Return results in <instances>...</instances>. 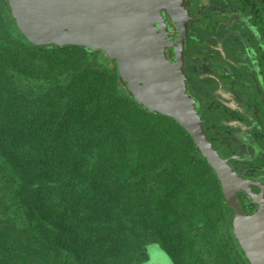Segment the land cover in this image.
I'll use <instances>...</instances> for the list:
<instances>
[{
  "label": "trees",
  "instance_id": "obj_1",
  "mask_svg": "<svg viewBox=\"0 0 264 264\" xmlns=\"http://www.w3.org/2000/svg\"><path fill=\"white\" fill-rule=\"evenodd\" d=\"M191 1L185 3L194 17L187 24L184 59L191 65L190 52L197 45L198 55L207 62L229 66L243 105L244 112L223 105L211 94L210 77L192 69L188 73L189 94L197 99L211 143L222 154L217 133L228 127L224 122L240 120L251 124L256 136L264 135V96L254 86L251 66H234L226 56L208 52L207 31L220 27L219 17L205 16ZM233 1L241 15L224 40L227 53L239 61L244 51L241 54L237 44L246 46L264 85V0ZM0 4L15 32L0 33V264H145L152 247L161 248L173 264H184L196 252L194 240L177 230L185 218L180 201L186 190L185 198L192 202L187 205L188 223L208 214L196 193L197 162L207 166L218 189L234 264H252L234 209L225 202L215 172L188 132L173 118L136 101L106 52L77 45H35L16 26L5 0ZM70 48L81 50L89 61L69 77L61 80L55 69L42 66L46 52ZM167 54L173 58L172 49ZM13 69L42 78L49 86L34 94L19 90L8 73ZM241 140L243 145L228 154L230 165L252 178L256 174L243 173L236 164L245 162L264 172V148L255 139L257 153L244 137ZM187 145L186 157L181 156ZM242 196L252 206L249 211ZM238 198L244 212L256 209L245 191L238 192ZM8 199L15 206L12 213ZM130 205L134 210L128 215Z\"/></svg>",
  "mask_w": 264,
  "mask_h": 264
},
{
  "label": "water",
  "instance_id": "obj_2",
  "mask_svg": "<svg viewBox=\"0 0 264 264\" xmlns=\"http://www.w3.org/2000/svg\"><path fill=\"white\" fill-rule=\"evenodd\" d=\"M5 2L14 23L30 42L103 50L115 60L136 101L151 112L173 118L188 132L215 172L225 202L234 209V221L250 261L264 264V181L241 176L230 165V157L212 145L196 107L197 99L188 92L184 44L187 24L194 16L184 0ZM164 13L175 30L169 28ZM168 49H172L173 58L168 56ZM240 191L256 205L253 212L241 208Z\"/></svg>",
  "mask_w": 264,
  "mask_h": 264
},
{
  "label": "rangeland",
  "instance_id": "obj_3",
  "mask_svg": "<svg viewBox=\"0 0 264 264\" xmlns=\"http://www.w3.org/2000/svg\"><path fill=\"white\" fill-rule=\"evenodd\" d=\"M194 7L199 8L205 14V16L217 15L218 27L217 30H208L210 38L207 39V50L208 52H218L223 57L226 56L227 60L231 62L234 66H244L249 65L254 70L255 73L260 75V68L258 67L255 60H252L251 56L246 52V46L244 49H241L242 44H237L243 58L239 61L229 53H227V46L224 42L227 35L235 27V23L239 20L240 13L234 8L237 4L233 0H192L191 1ZM5 13L2 10L0 4V33L6 36L15 35V32L12 31V27L5 21ZM216 19V18H215ZM198 46L194 45L192 51L190 52L191 60V69L195 72H200L202 77H210L213 81V86L210 89L213 97L220 101L223 105H226L230 108H235L238 111L244 112L243 105L240 103V100L236 98L235 93L230 88V77L232 75V70L226 64H223L219 61L210 60L206 61L205 57H200L198 55ZM44 57L45 64L43 63L44 68H53L55 72H58L61 76V80L70 76L71 73L78 71L86 62L89 61L84 53L75 48L67 49L62 53L59 52H46ZM13 52V60L15 57ZM102 57V56H101ZM37 58V57H36ZM40 60V59H39ZM42 61V60H40ZM102 65H106V61H99ZM188 67L190 65H187ZM215 66V67H214ZM187 69V68H186ZM9 74H13V85L19 90L25 92L38 93L42 89H46L49 85L48 83L36 76L28 77L24 73L16 72L13 69V72L8 71ZM211 81V82H212ZM215 84V85H214ZM258 89L261 95L264 96V87L262 85V78L258 77L257 80ZM257 116L260 118V113L257 112ZM250 122L254 125L256 119L249 116ZM228 127L224 128L222 133H217L220 137L218 145L223 156L229 157L228 154L232 151H236L240 146L243 145L241 137L246 139L245 142H249L253 146L257 144L260 148H264V135L260 138L254 134V130L251 124H245L240 120H231L229 122H224ZM259 127V125H257ZM230 136L229 138H226ZM255 138H254V137ZM259 137V138H258ZM226 138V139H225ZM181 149V156L186 157V149ZM256 152V150H255ZM238 153V152H237ZM236 166L241 172H247L249 174H259L256 168L253 169L249 167L245 162L237 163ZM193 176L198 184L199 190L196 193L200 192L199 201L205 203L206 208L208 209V214L201 221L197 220L195 222L188 223V218L191 214L190 211L187 212V205H191L192 202L190 199L185 198V195L188 193V190L184 193L181 199L180 205L181 208H186L184 213L185 218H182L181 228L178 227V232L188 235L194 240L195 243V253L193 257L189 259L184 264H234L233 252L231 251L226 238L224 235V219L221 212L219 211L220 207V198L216 185L212 181V176L208 171L207 166L202 162H197L194 166ZM162 190H159L161 192ZM243 204L245 209L249 211L252 206L248 199L245 196H242ZM7 205H10V213L13 212L15 206L12 204L11 200L8 199ZM178 208L180 207L178 205ZM192 206H189V208ZM174 208V207H173ZM192 209V208H191ZM134 208L130 205L127 207L128 215ZM197 218V217H196ZM145 218L143 219V221ZM159 247H152L149 249L150 260L146 264H173L169 256ZM168 256V257H167ZM23 264H27L26 262ZM29 264H34L29 263Z\"/></svg>",
  "mask_w": 264,
  "mask_h": 264
},
{
  "label": "flooded vegetation",
  "instance_id": "obj_4",
  "mask_svg": "<svg viewBox=\"0 0 264 264\" xmlns=\"http://www.w3.org/2000/svg\"><path fill=\"white\" fill-rule=\"evenodd\" d=\"M186 1H188V0H184V5H185V7L186 8H188V6H186ZM189 4H191L190 2H189ZM189 9V8H188ZM190 11V10H189ZM191 14V13H190ZM197 15V14H196ZM193 16V15H192ZM187 65H190V64H188L186 61H185V64H184V71H185V73L187 74V86H188V92L190 91V87H191V82L188 80V73L190 72V70H191V65L188 67ZM187 68V69H186ZM253 69V68H252ZM193 71V70H192ZM253 73L255 74V81H254V86L256 85V87H257V89H258V84H257V80H258V75L254 72V70H253ZM230 80H231V83H230V88H231V90L235 93V95H236V98L238 99V97H237V92H236V89L235 88H237V82L235 81L236 80V78L233 76V74L231 75V77H230ZM263 87H264V85H263ZM254 89H255V87H254ZM258 91H259V89H258ZM239 100V99H238ZM254 147H255V150H256V152L258 153V149H259V147L255 144L254 145ZM256 177H261V180H263L264 181V172L263 171H261V172H259V174H256V176H254V177H252V178H256ZM254 190L255 191H259V189L257 188V187H254Z\"/></svg>",
  "mask_w": 264,
  "mask_h": 264
}]
</instances>
